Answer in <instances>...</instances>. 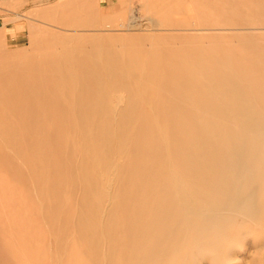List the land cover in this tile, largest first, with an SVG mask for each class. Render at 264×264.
<instances>
[{
  "label": "rangeland",
  "instance_id": "374dc122",
  "mask_svg": "<svg viewBox=\"0 0 264 264\" xmlns=\"http://www.w3.org/2000/svg\"><path fill=\"white\" fill-rule=\"evenodd\" d=\"M263 24L264 0H0V52L29 55L38 37L88 48L96 40L99 51L110 46L114 53L139 54L140 66L154 73L135 98L129 95L134 83L133 91L125 85L126 111L109 114L116 121L96 138L112 152L119 134L126 149L124 157L112 156L101 177L112 186L102 194L79 175L72 118L42 104L54 100L52 90L35 95L29 88L35 110L16 100L10 115L0 95V264H264V132L240 120L264 123ZM141 99L151 112H142ZM140 118L147 120L135 121ZM173 176L187 200L206 202L197 216L188 211L184 218L173 205ZM243 187L251 191L242 195ZM242 197L254 203L249 209L256 215L232 209ZM191 219L196 229L188 232L184 222Z\"/></svg>",
  "mask_w": 264,
  "mask_h": 264
},
{
  "label": "bare ground",
  "instance_id": "6f19581e",
  "mask_svg": "<svg viewBox=\"0 0 264 264\" xmlns=\"http://www.w3.org/2000/svg\"><path fill=\"white\" fill-rule=\"evenodd\" d=\"M201 1V0H200ZM254 1V0H253ZM213 2V1H211ZM258 4V3H257ZM241 6V4H240ZM244 6V5H242ZM236 7V6H235ZM238 7V5H237ZM248 7V6H247ZM240 8V7H239ZM243 8V7H242ZM244 9V8H243ZM247 16V15H246ZM245 23V22H244ZM243 23V24H244ZM247 24V23H245ZM260 24V23H259ZM90 25V24H89ZM262 25V24H261ZM88 26V24L86 25ZM239 26V25H238ZM242 26V25H241ZM240 26V27H241ZM264 26V24H263ZM133 27V26H132ZM129 28V27H128ZM213 29V28H212ZM215 29V28H214ZM226 29V28H225ZM242 29V28H241ZM244 29V28H243ZM254 30V29H253ZM259 31V29H256ZM194 31V30H193ZM208 31V30H207ZM214 31V30H213ZM224 31V30H223ZM239 31V30H238ZM262 31V29H261ZM209 33V32H208ZM227 33V31H226ZM48 34V33H47ZM52 37L51 35L49 36V39ZM75 38V37H74ZM38 40L41 38H37ZM36 39L35 42H33L32 45V49L30 54H26V53H5V52H0V95H4L5 98L8 100V102H2L3 106H7L10 105L9 107L11 108H6L8 110L9 113V109L10 113L11 112H15L13 111L12 105L16 104V100L18 102L19 105H21V103L25 106H29L27 107L28 111H34L35 110V102L31 101L34 99H28V96L33 95V93L36 95L40 90L46 89L47 93L49 90L50 91V95L51 98L54 97V100L51 99L49 101V99L44 98L45 100L48 101H44L43 103H47L48 105L50 104V106L52 107L53 105L58 107V112H61L63 114H66V119L68 118H72V122H73V126L71 128L74 129V131L72 132L71 130V135H74V149H72L73 151V155L75 154V152L79 153L82 162L80 164V161L77 160V163H79V172L77 170H75V172L73 174L77 175L79 173V175H81L82 177H88L90 179V183L96 185V190H98V193H103L106 191V189H110L111 186H109L108 183H106V181H103V178H101L103 176V174L108 170L110 163L112 162V156L114 155L115 157H124V155H122L123 153H126V151L122 153V142H121V137L118 134V138L116 139V135L113 134V136L115 137L118 147L117 149L113 150L112 152L110 151L109 147L106 146L105 144L100 146L98 145V141H97V137L99 134V137L101 135H104L108 132V128L111 129V123L115 122L116 119L114 117H112L113 115L108 116L109 114H118V113H122L124 111H126L125 106L127 103V99L122 95V89L125 87L129 88L131 90V86L132 84L135 85L134 88L136 89V91L131 92L129 95L130 97H137L138 96V89L141 88L140 90H142V85L145 83L150 85V83L152 82V80L154 81V73H152V70L150 69H145V67L143 68V66H140L141 64L143 65L144 63L142 62V56H140L139 54H131L129 52L125 51H121L118 53H114L112 52V48H110V46H105V49L102 51H99L101 48L99 47V43L96 44V40L95 42H92L93 45H91V48H88L87 46H89L87 44L84 45H74L73 44H69L68 43H64V42H56V40L52 39V40H47L48 42H38ZM65 39V38H64ZM85 39V38H83ZM79 40V39H78ZM93 40V39H92ZM45 41V40H44ZM74 42V41H73ZM80 42V41H79ZM78 42V43H79ZM90 42V41H89ZM99 45V46H98ZM82 46V47H81ZM59 50V51H57ZM30 51V50H29ZM13 52V51H12ZM155 59H157V57L155 56ZM156 61V60H155ZM142 62V63H141ZM158 63V62H157ZM230 71V68H227ZM226 69V70H227ZM225 70V69H224ZM155 72V70H153ZM223 71V70H222ZM212 72V71H211ZM228 72V71H227ZM205 73V72H203ZM232 73V72H231ZM230 74V72H229ZM251 74V73H250ZM166 75V74H165ZM201 75V74H200ZM206 75V73H205ZM156 76V75H155ZM203 76V75H202ZM213 76V75H212ZM210 76V78L212 77ZM228 77V74H227ZM167 78V77H166ZM131 83V84H130ZM143 83V84H142ZM146 84V85H147ZM157 84V83H156ZM205 84H207L206 86H208V83L205 80ZM212 84V83H211ZM263 84V83H262ZM140 85V86H139ZM210 85V84H209ZM233 85V84H231ZM230 85V86H231ZM145 86V85H144ZM170 87V86H169ZM212 87V86H210ZM209 87V89H210ZM237 87V86H236ZM29 88H32V90L34 91L33 93L30 94L29 92ZM219 88V87H218ZM128 89V90H129ZM233 89V86H232ZM237 89V88H236ZM2 90V91H1ZM6 90V91H5ZM228 89L226 88V91ZM239 90V89H238ZM238 90H236L238 92ZM133 91V90H131ZM41 92V94H42ZM215 92V91H214ZM231 92V91H230ZM234 92V90H233ZM211 93V92H210ZM220 93V92H219ZM227 93H229L227 91ZM240 93V92H238ZM237 93V94H238ZM49 94V93H48ZM212 94L213 91H212ZM210 94V95H212ZM225 94V93H224ZM236 94V93H235ZM236 94V95H237ZM46 95V92H45ZM208 95V94H207ZM216 95V94H215ZM218 95V94H217ZM234 95V94H233ZM236 95H235V99H236ZM240 95V94H238ZM43 96V94L41 95ZM45 97V96H44ZM46 97H48L46 95ZM129 97V98H130ZM210 99V96H208ZM214 97V96H213ZM218 97V96H217ZM215 97V98H217ZM230 97H232V93L230 95ZM241 97V95H240ZM100 98V99H99ZM147 98V97H146ZM43 99V98H42ZM43 99V100H44ZM137 99V98H136ZM214 99V98H213ZM234 99V100H235ZM239 99L242 100V98H238L236 100L240 101ZM141 105L144 108L142 110V112H151V109L149 107V103L148 101H146L145 99H141ZM215 100V99H214ZM221 100V98H220ZM244 100V99H243ZM35 101V100H34ZM151 101V100H150ZM212 101V100H211ZM216 101V100H215ZM218 101V100H217ZM216 101V102H217ZM233 101V100H232ZM236 101V102H238ZM0 102V104H1ZM5 104H4V103ZM137 102V100H136ZM215 103V102H213ZM234 103V102H233ZM241 106L244 105L246 102L240 101L238 102ZM248 103V102H247ZM1 104V105H2ZM224 104V103H223ZM235 104V103H234ZM34 105V106H33ZM39 105H41V103H39ZM46 105V104H44ZM239 105V106H240ZM42 106V105H41ZM49 106V107H50ZM225 106V105H224ZM231 106V105H229ZM2 107V106H1ZM32 107V108H31ZM34 107V108H33ZM45 107V106H43ZM42 107V108H43ZM137 107V106H136ZM220 107H222L220 105ZM235 107V106H234ZM233 107V108H234ZM26 108V107H25ZM24 108V109H25ZM41 108V110H42ZM55 108V107H54ZM238 108V107H237ZM241 108V107H240ZM244 108V107H242ZM247 110L248 108L245 107ZM251 109H253L252 107H250ZM17 109V108H16ZM45 110V108H43ZM50 109V108H49ZM164 109V108H163ZM228 109V108H227ZM246 109H239L238 111H246ZM2 110V109H0ZM19 110V109H18ZM18 110L16 112H18ZM22 110V109H21ZM19 110V111H21ZM37 110V109H36ZM46 107V112L48 113V111L50 112V110H48ZM52 110V109H51ZM140 110V109H139ZM139 110H135L137 112H139ZM56 111V108H55ZM134 111V110H131ZM130 111V112H131ZM229 111V110H228ZM255 111V110H254ZM3 112V111H1ZM26 112V111H25ZM25 112H23L25 114ZM27 112V113H29ZM36 112V111H35ZM40 112V110H39ZM42 112V111H41ZM52 112V111H51ZM251 112V111H250ZM253 112V111H252ZM251 112V114H252ZM7 113V112H6ZM4 113V114H6ZM19 113V112H18ZM219 113V112H218ZM246 113V112H242ZM16 114V113H15ZM22 114V113H21ZM33 116V113H31ZM37 114V112H36ZM41 114V113H39ZM50 114V113H49ZM48 114V115H49ZM56 114V113H55ZM60 114V113H59ZM89 114H93L90 116H87ZM217 114V113H216ZM241 114V115H242ZM251 114H247V115H251ZM1 115V114H0ZM57 115V114H56ZM62 115V114H60ZM78 117H77V116ZM81 115V116H80ZM83 115V116H82ZM87 117H86V116ZM95 115V116H94ZM122 115V114H121ZM120 115V116H121ZM246 115V116H247ZM14 116V115H12ZM16 116V115H15ZM20 116V115H18ZM23 116V114H22ZM30 116V115H29ZM38 116V115H37ZM55 116V115H54ZM240 116V114H239ZM243 116V115H242ZM9 117V116H8ZM11 117V116H10ZM25 117V116H24ZM39 117V116H38ZM44 117V116H43ZM64 117V115H63ZM241 117V116H240ZM244 117V116H243ZM241 117V121L244 122V124L246 123V125L248 124V127H253V131L256 133H262L264 132V129L261 128V124L258 122L261 120V118H259L260 120H255V118H250V117H245L243 118ZM258 117V116H257ZM256 117V118H257ZM6 118V117H5ZM26 118V117H25ZM36 118V117H34ZM17 120V118H15ZM21 119H23L21 117ZM27 119V118H26ZM25 119V120H26ZM40 118H38L39 120ZM64 119V120H66ZM258 119V118H257ZM19 120V118H18ZM17 122L20 123V120ZM55 120L59 121H63L61 120V118H56ZM70 120V119H69ZM145 120V121H144ZM147 120V118H143V119H135V121H139L143 123H145ZM13 121V120H12ZM53 121V120H52ZM257 121V122H255ZM15 122V121H14ZM35 122V121H34ZM47 122V119H46ZM69 122V121H68ZM148 122L151 123V128L156 129L157 132V136L159 138V140L161 141V144H166V140L164 137H162V133L158 128L156 119L152 118V119H148ZM217 122V120L215 121ZM261 123L263 121H260ZM32 123V122H31ZM30 123V124H31ZM45 122H43L44 124ZM48 123V122H47ZM50 123V121H49ZM53 123V122H52ZM56 123V122H55ZM204 123V122H203ZM202 123V124H203ZM16 124V122H15ZM34 124V123H33ZM264 125V123H262ZM35 125V124H34ZM55 125V124H54ZM201 125V124H199ZM216 125V124H215ZM12 126V124H11ZM15 126V125H14ZM13 126V127H14ZM46 126V125H44ZM48 126V125H47ZM52 126V125H50ZM60 127V124L58 123V125ZM114 126V124H113ZM116 126V125H115ZM8 127V126H7ZM21 127V126H20ZM54 127V126H53ZM215 127V126H214ZM264 127V126H263ZM17 128V126H16ZM25 128V125H24ZM10 129V127L8 128ZM12 129V127H11ZM35 129V128H34ZM115 129V128H114ZM210 129H213V126H210V128L208 129L210 131ZM17 130V129H16ZM44 130V129H43ZM56 130V129H55ZM207 130V132H208ZM218 130V129H216ZM43 131H41L42 133ZM59 132V131H58ZM96 132V133H95ZM144 132V131H143ZM222 132V131H221ZM95 133V134H94ZM117 133V132H116ZM50 134V132H49ZM54 134V131H53ZM59 134V133H58ZM58 134H55L56 136H54V140L55 137L58 136ZM144 134V133H143ZM15 135V134H14ZM19 135V134H18ZM46 135V134H45ZM44 135V138L46 137ZM64 135V133H63ZM20 136V135H19ZM124 136V135H123ZM127 136V135H126ZM125 136V137H126ZM129 136V135H128ZM27 137V136H25ZM33 137V136H32ZM37 137V136H36ZM49 137V136H48ZM59 137V136H58ZM98 137V138H99ZM16 138V137H15ZM29 138V137H28ZM60 138V137H59ZM62 138V137H61ZM20 139V137H19ZM125 139V138H124ZM127 139V138H126ZM125 139V140H126ZM129 139V137H128ZM30 140V139H29ZM47 140V139H46ZM45 140V142H46ZM64 140V137L63 139ZM69 140V139H68ZM22 141V139H21ZM28 141V140H27ZM59 141V139H58ZM26 142V141H25ZM35 142V141H34ZM40 142V141H38ZM60 142V143H59ZM59 145L62 143L61 141H59ZM133 142V141H132ZM28 143V142H27ZM43 143V142H42ZM51 142H49L50 144ZM64 143V142H63ZM124 143V140H123ZM20 144V143H19ZM54 144H57L56 142H54ZM134 144V143H133ZM230 144V143H229ZM264 145V140L263 143ZM27 145V144H26ZM65 145V144H63ZM136 145V144H135ZM31 146V145H30ZM54 146V145H53ZM57 146V145H55ZM126 146V145H125ZM6 147V146H5ZM17 147V146H16ZM19 147V145H18ZM65 147V146H64ZM68 147L70 148V145H68ZM259 147V145H257V143H252V148L257 149ZM31 148V147H30ZM29 148V149H30ZM35 148V147H33ZM58 148V147H57ZM62 148V146L60 147ZM67 148V149H69ZM127 148V147H126ZM137 148V147H136ZM17 149V148H16ZM26 149V148H25ZM28 149V148H27ZM52 149V148H51ZM56 149V147H55ZM59 149V148H58ZM64 149V148H63ZM62 149V150H63ZM34 150V149H33ZM46 150V149H45ZM49 150V149H48ZM47 151V150H46ZM54 151V150H53ZM64 151V150H63ZM71 151V152H72ZM25 152V151H23ZM21 152V153H23ZM29 152V151H27ZM32 152V150H31ZM49 152V151H48ZM52 152V151H51ZM58 152V151H57ZM20 153V152H19ZM46 152H44L45 154ZM56 155L58 153L54 152ZM65 153V152H64ZM27 154V153H25ZM49 154V153H48ZM51 154V153H50ZM70 154V152L68 153ZM22 155V154H21ZM24 155V154H23ZM39 155V153H38ZM47 155V153H46ZM71 155V157L73 156ZM27 156V155H26ZM45 156V155H44ZM52 156V154H51ZM57 156V155H56ZM49 157V155H48ZM79 157V156H78ZM45 158V157H44ZM54 159V157H52ZM59 158V157H58ZM31 159V158H30ZM65 159V157H64ZM63 159V160H64ZM124 159V158H123ZM122 159V160H123ZM49 159H47L48 162ZM80 160V159H79ZM117 160V159H116ZM31 161V160H30ZM46 161V160H45ZM55 161V160H54ZM118 161V160H117ZM121 161V160H120ZM118 161V162H120ZM38 162V161H36ZM51 162H53L51 160ZM60 162V161H59ZM46 163V162H45ZM49 163V162H48ZM54 163V162H53ZM76 163V164H77ZM56 164V163H54ZM114 164V163H113ZM46 165V164H45ZM70 165V164H69ZM263 165V164H262ZM53 166V165H52ZM77 166V165H76ZM74 166V167H76ZM239 166V165H238ZM247 166V165H245ZM49 168V166H47ZM112 168V167H111ZM59 169V168H58ZM110 169V168H109ZM64 170V168H63ZM111 171V170H110ZM65 172V171H63ZM71 175L72 172L70 171ZM240 173V172H239ZM66 174V173H65ZM110 174V173H109ZM132 174V173H131ZM148 174V173H147ZM250 174V173H249ZM63 175V174H62ZM246 175V174H243ZM67 176V175H66ZM109 176V175H108ZM148 176V175H147ZM235 176V174H234ZM240 176L241 173H240ZM250 176V175H249ZM252 176V175H251ZM60 177V176H59ZM79 177V176H78ZM62 178V177H61ZM233 178V177H232ZM243 178V177H242ZM60 179V178H59ZM235 179V178H234ZM246 179V178H244ZM53 180V179H52ZM79 180V179H77ZM88 180V179H87ZM238 179H236L237 181ZM61 181V180H60ZM173 184H174V188H173V192L175 195V202H174V206H176L177 209H179V211H181V213H183V217L185 218L188 214L187 212L190 211L194 212V215L197 216V214L201 213V210L204 209V207H206V202H202L201 200L196 201L191 203V201L187 200V192L185 191V186H183L180 183L179 179H175L174 176L172 178ZM243 181V179H242ZM263 181V180H262ZM59 182V181H58ZM234 182V180H233ZM61 183V182H60ZM82 183V182H81ZM243 183V182H242ZM57 184V183H56ZM68 184V183H67ZM71 184V183H70ZM80 184V183H79ZM184 184V183H183ZM235 184V183H234ZM33 185V184H32ZM238 185H240L238 183ZM56 186V185H55ZM60 186V185H59ZM64 186V185H63ZM81 187V186H79ZM235 187V186H234ZM58 188V187H57ZM60 188V187H59ZM54 189V186H53ZM75 189V188H73ZM71 190V189H70ZM236 190V189H235ZM240 190H242L243 194H248L251 191V188L246 187V188H240ZM62 191V190H60ZM56 192V191H55ZM258 192V191H256ZM60 193V192H59ZM260 193V192H258ZM57 194V193H56ZM189 194V193H188ZM236 194V193H235ZM65 195V194H64ZM75 195V194H74ZM223 195V194H222ZM241 195V196H242ZM261 195V193H260ZM57 196V195H56ZM191 196V195H190ZM236 196V195H235ZM239 196V195H238ZM118 197V195L116 196ZM252 197V196H250ZM258 197V196H257ZM239 198V197H238ZM241 198V197H240ZM246 198V197H245ZM244 198V199H245ZM58 199V198H57ZM192 200V198H191ZM259 201V199L257 200ZM210 202V201H208ZM238 202V201H237ZM255 203H257L256 201H254ZM173 203V202H172ZM107 204V203H106ZM252 203L246 202V200H243L242 197V201L240 200L237 204H233V210H237V212L239 213H244L245 214H249L250 210H251V206ZM80 205V204H79ZM212 205V204H211ZM215 205V204H214ZM249 206L250 209H249ZM89 207V206H88ZM216 206H214L215 208ZM219 207V206H218ZM218 207H216L217 209H219ZM258 207V206H257ZM85 208V207H84ZM83 208V209H84ZM100 208V207H99ZM114 208V207H113ZM237 208V209H236ZM252 209H256L254 207H252ZM100 210V209H99ZM205 211V210H203ZM252 211V210H251ZM259 211V210H258ZM104 212V211H103ZM210 212V211H209ZM217 212H219L217 210ZM257 212V211H256ZM261 211H259L260 214ZM213 213H215L213 211ZM220 213V212H219ZM223 213V212H222ZM237 213V214H239ZM251 214L255 212H250ZM101 214V212H100ZM174 214V213H173ZM218 214V213H217ZM192 215V214H191ZM229 215V214H228ZM240 215V214H239ZM250 215V214H249ZM256 215V214H255ZM246 216V215H245ZM105 217V216H104ZM122 217V216H121ZM195 217V216H194ZM202 217V216H201ZM215 217H218L215 216ZM247 217V216H246ZM254 215L250 216V218H253ZM256 217V216H255ZM254 217V218H255ZM101 218V217H99ZM106 218V217H105ZM197 218V217H196ZM226 218V217H225ZM245 218V217H244ZM126 219V218H125ZM154 219V217H153ZM187 219V218H186ZM185 219V220H186ZM85 220V219H84ZM249 220V218H248ZM257 220V219H256ZM262 220V219H261ZM87 221V220H86ZM171 221V220H170ZM259 221V219L257 220ZM254 222V221H253ZM256 222V221H255ZM263 222V221H262ZM186 227L187 230L189 228L196 229V225H195V220L191 219L188 220L186 222ZM261 223V222H260ZM85 224V223H84ZM124 224V223H123ZM258 225V224H257ZM125 226V225H124ZM262 226V224H261ZM264 226V225H263ZM262 226V227H263ZM195 227V228H194ZM258 227H260L258 225ZM127 228V227H126ZM184 228V226H183ZM107 229V228H106ZM264 229V227L262 228ZM123 231V229H121ZM186 230V229H185ZM204 230V228H203ZM186 232V231H185ZM189 232V230H188ZM128 234V233H127ZM193 234V232H192ZM187 235V233H186ZM185 235V236H186ZM195 235V234H194ZM130 237V236H129ZM196 237V236H195ZM186 238V237H185ZM192 238V237H191ZM216 238V237H215ZM187 239V238H186ZM194 240V238L192 239ZM191 240V241H192ZM188 241V240H187ZM183 243V242H182ZM181 243V244H182ZM185 243V242H184ZM188 243V242H187ZM195 243V242H194ZM192 241V244H194ZM196 244V243H195ZM183 245V244H182ZM187 245V244H186ZM191 245V244H190ZM197 245V244H196ZM188 246V245H187ZM194 247V246H193ZM210 248V247H209ZM188 249V248H187ZM180 254V253H179ZM178 254V255H179ZM175 255V254H174ZM176 255V256H178ZM177 258V257H176ZM175 261V260H174ZM173 261V262H174ZM185 264V263H184Z\"/></svg>",
  "mask_w": 264,
  "mask_h": 264
}]
</instances>
